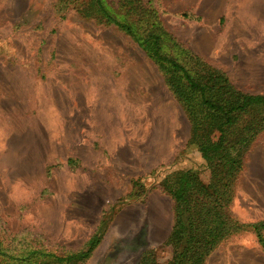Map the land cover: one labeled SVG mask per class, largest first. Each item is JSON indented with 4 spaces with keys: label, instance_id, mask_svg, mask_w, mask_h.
Here are the masks:
<instances>
[{
    "label": "rangeland",
    "instance_id": "obj_1",
    "mask_svg": "<svg viewBox=\"0 0 264 264\" xmlns=\"http://www.w3.org/2000/svg\"><path fill=\"white\" fill-rule=\"evenodd\" d=\"M81 2L0 0V238L74 251L100 229L84 264H139L147 249L166 261L174 203L160 184L206 163L163 73L129 36L83 16ZM155 2L187 55L264 94V0ZM135 180L144 189L129 199ZM229 211L264 219V131ZM206 264H264V251L244 231Z\"/></svg>",
    "mask_w": 264,
    "mask_h": 264
},
{
    "label": "trees",
    "instance_id": "obj_2",
    "mask_svg": "<svg viewBox=\"0 0 264 264\" xmlns=\"http://www.w3.org/2000/svg\"><path fill=\"white\" fill-rule=\"evenodd\" d=\"M82 4L78 10L83 16L129 36L163 73L191 123V142L206 163L204 169L179 170L161 182L174 203L165 242L172 256L161 261L155 249H147L139 264H206L222 242L244 231H252L264 251V219L241 223L229 211L245 156L264 131V94L238 89L225 72L187 55L164 26L155 0H82L78 8ZM143 189L135 180L129 199ZM101 241L100 229L74 251L19 246L0 238V264H84Z\"/></svg>",
    "mask_w": 264,
    "mask_h": 264
}]
</instances>
